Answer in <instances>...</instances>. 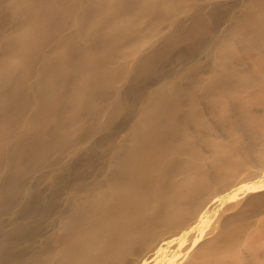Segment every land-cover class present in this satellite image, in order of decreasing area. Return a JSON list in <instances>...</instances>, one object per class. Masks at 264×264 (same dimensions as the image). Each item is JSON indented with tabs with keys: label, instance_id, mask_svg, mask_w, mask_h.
<instances>
[{
	"label": "bare ground",
	"instance_id": "bare-ground-1",
	"mask_svg": "<svg viewBox=\"0 0 264 264\" xmlns=\"http://www.w3.org/2000/svg\"><path fill=\"white\" fill-rule=\"evenodd\" d=\"M0 264H264V0H0Z\"/></svg>",
	"mask_w": 264,
	"mask_h": 264
}]
</instances>
